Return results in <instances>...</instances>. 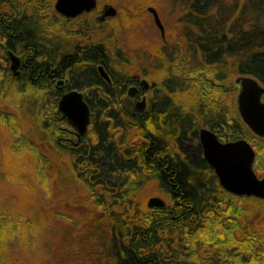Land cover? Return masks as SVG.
<instances>
[{
    "label": "trees",
    "instance_id": "obj_1",
    "mask_svg": "<svg viewBox=\"0 0 264 264\" xmlns=\"http://www.w3.org/2000/svg\"><path fill=\"white\" fill-rule=\"evenodd\" d=\"M24 3L0 0L3 180L51 200L54 186L61 195L75 186L88 212L48 211L65 221L54 253L47 240L38 246L49 227L40 203L18 208L0 196V264H264V199L224 189L195 142L200 126L222 140L246 138L264 174V141L237 113L228 83L239 74L264 83V0H116L121 25L108 38L97 30L77 53L52 17ZM149 4L175 14L167 42L128 33ZM16 47L29 58L19 76L7 53ZM64 70L91 109L81 137L58 109L53 77ZM138 70L155 82L144 114L127 92ZM151 188L166 195L164 206L144 202ZM30 244L40 254L27 255Z\"/></svg>",
    "mask_w": 264,
    "mask_h": 264
},
{
    "label": "water",
    "instance_id": "obj_2",
    "mask_svg": "<svg viewBox=\"0 0 264 264\" xmlns=\"http://www.w3.org/2000/svg\"><path fill=\"white\" fill-rule=\"evenodd\" d=\"M96 6V0H56V9L67 15L75 16ZM149 11L154 15L156 25L165 35V26L154 6ZM117 9L110 5L107 14L116 15ZM10 67L17 74L20 59L9 51ZM103 77L111 78L103 65L99 66ZM149 83L143 79V83ZM236 88L235 106L237 113L249 129L259 138L264 139V83L249 74H239L233 79ZM144 103V102H143ZM142 103V104H143ZM58 109L75 128L77 136L86 134L91 122V109L85 100L84 93L72 89L61 95ZM200 140L208 163L214 168L221 186L238 196H254L264 199V174L259 175L255 169L256 150L246 138L222 141L212 129L202 127ZM149 206L162 207L166 204L160 196L149 198Z\"/></svg>",
    "mask_w": 264,
    "mask_h": 264
},
{
    "label": "flooded vegetation",
    "instance_id": "obj_3",
    "mask_svg": "<svg viewBox=\"0 0 264 264\" xmlns=\"http://www.w3.org/2000/svg\"><path fill=\"white\" fill-rule=\"evenodd\" d=\"M17 1L23 2V3L27 2L28 4H25V3L24 4L27 6V8H29L28 11H30V9H32L35 6V7H37V9L35 10L34 13L39 14L42 17H52L53 20L55 22H57L59 25L58 33L63 39L61 42L62 45H66V42H69L70 50L73 47H75L74 49L76 50V53H77V51L81 52V50L84 48L83 46L88 48L89 47L88 45H92L93 35H94V32H96L97 30H101L102 32H104L103 34L106 38L111 36L110 34L113 32V29L115 28V20L114 19L116 17H118L117 13L121 12L118 4L116 3V0H96V6L94 8H92L91 10H88V11L87 10L83 11L82 13L75 15V16H67V15L59 12L55 7L56 0H17ZM30 2L33 4L32 7H29ZM110 5H113L114 7H116V9H117L116 15H108L107 14V10H108ZM150 6L156 7V9L159 13L157 6H155L153 4H149L146 6V10L148 11L149 15L143 16L142 21H147V22L153 21V23H154V25L158 31L157 35L160 38H162L163 41L167 42L168 32H167L166 25L164 24V22L162 20V22L165 26V35H163L162 31L160 30V28L156 25V23L154 21L153 13L151 11H149V9H148ZM47 7L50 8L51 10H46L45 8H47ZM16 8H17V5H16ZM0 14L2 15V12H0ZM159 15H160V13H159ZM160 17H161V15H160ZM144 31H145L144 34L145 33L148 34V29L146 28V26H145ZM145 37H146V35H145ZM1 51H2V47L0 46V54H1ZM9 51H10V49L7 50L8 55H9ZM11 51H13V50L11 49ZM13 53L15 55H17L20 59V65L18 68L19 72L16 74L19 76L22 74L24 67L27 65L26 62H29V58L24 57L21 49L17 48V47H16V50L13 51ZM9 62L11 64L10 57H9ZM100 65L104 66V64H98L97 69L99 72H100V70H99ZM104 68L108 72V70L105 66H104ZM100 74H101V72H100ZM101 76H102V74H101ZM103 78H105V77H103ZM132 78L133 79L128 86L127 92L130 95V97L132 98L135 111L140 113V114H144L150 107V101H151L150 99H151L152 93L155 89V82L153 80V72L151 71L150 74H146V72L138 70L136 73L133 74ZM143 79H146L149 83H147V82L143 83ZM53 81H55L57 83L56 85H58L60 95H62L65 92H68L72 89L81 90V89H79L75 86H72L70 84V75L65 70L62 71L60 74L54 76ZM84 97H85V95H84ZM202 127H205V126H200V128L198 130V136H197V139L195 142H196L197 146L199 147V151L201 153V156L203 158H205L203 145H202L201 140H200V130ZM70 132L73 133L75 136H77L75 128L72 127L71 125H70ZM68 139H71L73 141L72 138H68ZM222 141H226V140H222ZM165 202H166V200H165Z\"/></svg>",
    "mask_w": 264,
    "mask_h": 264
},
{
    "label": "rangeland",
    "instance_id": "obj_4",
    "mask_svg": "<svg viewBox=\"0 0 264 264\" xmlns=\"http://www.w3.org/2000/svg\"><path fill=\"white\" fill-rule=\"evenodd\" d=\"M159 10V13L161 15V18L166 25L167 31L168 27L171 24V21L174 19V15H170L167 10L164 7H157ZM118 17H116L115 20V27H118L120 24V14L121 12H118ZM134 22L133 26L135 25V29L133 31L128 32L129 35L134 34V31L139 30L140 33L142 34V37L144 39L145 35L148 36L146 33L144 34L145 26L148 29V33L150 34L151 37H154L155 34H157V28L155 27L153 21L148 22L147 21H142L141 18H134L131 20V22ZM118 25V26H117ZM132 26V27H133ZM144 29V30H143ZM130 30V28H129ZM128 30V31H129ZM143 30V31H142ZM142 31V32H141ZM139 32H135V35H137ZM169 34V32H168ZM139 35V34H138ZM234 79V78H233ZM233 79H229L228 83L231 85V87H234L233 84ZM235 88V87H234ZM236 89V88H235ZM233 94L235 95L236 99V91H233ZM258 138V137H257ZM259 141H264L262 138H258ZM257 140V141H258ZM254 146V145H253ZM255 150L256 147L254 146ZM256 156H257V150H256ZM0 158H2L0 154ZM256 169V168H255ZM258 173V172H257ZM262 175V172H260ZM259 174V173H258ZM23 175V174H22ZM69 173L68 171L64 170L63 172L61 171L60 175V182L63 184H66L69 178ZM5 178V170L0 164V196L3 197V200H13L15 202L16 206L18 208L20 207H25L32 202L34 203H40L42 210L46 213V221L44 222H49L48 229L46 230L45 234L39 235V240H38V246L40 244H44V242L47 240L49 241L48 244L46 243L45 247L47 248H52L54 253H58V240L59 237L61 238L63 235V230H62V225L65 224V221L57 216L51 217L48 214V211H63L68 215H73L77 217L83 216L85 213L88 212V207L86 204L82 203L79 201V199L82 197L80 194H78V188L75 186H67L64 188L65 192L61 195L62 189H58L56 186L53 187V192H52V197L53 199L51 200L44 192V189L39 188L32 192H23L24 190L22 189L21 186H17V181L19 180H14L13 178H10L8 181H4L3 179ZM27 178V175L26 177ZM28 181L32 182V179L30 180L27 178ZM20 183V181H19ZM16 186H15V185ZM32 184V183H31ZM34 186V185H33ZM151 191L148 193V195L144 198V202L148 203L149 198L153 196H160L164 200H167V197L165 194L162 193L161 190L156 189V188H151ZM261 215V214H259ZM52 218V219H51ZM23 246V244L19 240H13L12 243L10 244L11 248H14L16 246ZM41 246V245H40ZM45 248L44 250L47 251L48 249ZM27 255L30 254H40L38 250L36 249L34 244H30L27 248Z\"/></svg>",
    "mask_w": 264,
    "mask_h": 264
}]
</instances>
